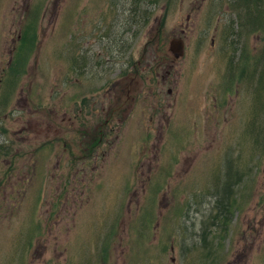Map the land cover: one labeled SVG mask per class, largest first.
<instances>
[{
    "label": "rangeland",
    "instance_id": "1",
    "mask_svg": "<svg viewBox=\"0 0 264 264\" xmlns=\"http://www.w3.org/2000/svg\"><path fill=\"white\" fill-rule=\"evenodd\" d=\"M151 7L0 0V264H264V9Z\"/></svg>",
    "mask_w": 264,
    "mask_h": 264
},
{
    "label": "trees",
    "instance_id": "2",
    "mask_svg": "<svg viewBox=\"0 0 264 264\" xmlns=\"http://www.w3.org/2000/svg\"><path fill=\"white\" fill-rule=\"evenodd\" d=\"M238 1H241L242 5L248 4V0H238ZM262 1H264V0H255L258 11H261V10L264 9V4H263ZM160 2H161V0H132V3L134 4V8L132 9V11L136 13V12H138V11H140L142 9V11L147 16V13L152 8L151 6H154V5H156V4L160 3ZM38 8H39V6L36 7V10H38ZM261 16L263 18L264 10L261 12ZM245 17H246L245 23L248 24L247 26H249L251 23H256L255 25H260L261 22H262V21L257 22L258 15L252 14V12H250V10H249V14L245 15ZM25 33L26 32H25V28H24V31L22 32V34H23L22 36L26 37ZM258 70L260 72V78H264V66H263V64H262V68L260 67V65H258ZM21 74H23V65L22 64L19 66V72H17L16 68H13V83H11V88L12 89H14L17 84L19 85L18 82H19ZM247 79H248V84L247 85L249 87H251V86L254 87L255 83H256V80L252 76H248ZM263 84L264 83L261 82L260 83L261 86L259 87V81H258V85L256 86L257 87L256 90L254 88V92H255V96L257 97V100H258V93L260 94L259 95V101L255 105L256 106L258 104L261 105V107H260L261 110L256 107V111L259 110L261 112L264 110V96L261 95L262 93L259 92V89L260 90L262 89ZM227 211H228V208H227Z\"/></svg>",
    "mask_w": 264,
    "mask_h": 264
},
{
    "label": "water",
    "instance_id": "3",
    "mask_svg": "<svg viewBox=\"0 0 264 264\" xmlns=\"http://www.w3.org/2000/svg\"><path fill=\"white\" fill-rule=\"evenodd\" d=\"M170 50L176 58H180L185 54V44L181 38H174L170 43Z\"/></svg>",
    "mask_w": 264,
    "mask_h": 264
}]
</instances>
